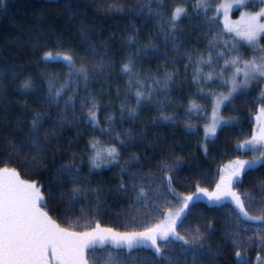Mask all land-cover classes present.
Returning a JSON list of instances; mask_svg holds the SVG:
<instances>
[{
  "label": "trees",
  "instance_id": "16d2710c",
  "mask_svg": "<svg viewBox=\"0 0 264 264\" xmlns=\"http://www.w3.org/2000/svg\"><path fill=\"white\" fill-rule=\"evenodd\" d=\"M220 1L213 0L212 7ZM136 3L137 0H4V4L0 5V168H15L21 179L39 181L45 194L49 191V184L57 179L56 170L62 165L71 164L73 168H80L81 179L88 177L85 187L94 191L81 192L78 202H74L73 211L67 213V216L61 211L67 204L60 205L58 201L53 200L49 201L48 207L45 208L52 219L70 231L90 230L99 223L101 228H111L114 232L124 233L136 232L132 229L135 226L149 225L155 220L154 215L146 217L143 208L134 202L136 192L132 185L128 184L126 190L120 189L119 186L122 182L129 181L132 174L137 172L158 179L166 176L168 170L159 167L162 160L171 164H177L179 160L178 175L173 186L178 194L189 195L195 191L196 185L213 190L221 167L232 160L247 159L250 156L249 152L238 151L235 146L251 137L253 117L258 103L250 102L243 95L232 103H227L221 110L222 119H231L234 123L224 124L213 140L204 141L202 127L210 112L212 97L203 99L199 88H203L204 93L214 91L217 94L225 92L226 88L217 87L219 81L217 84H211V87L193 84L194 68L188 69L187 76L184 74L183 66L188 62V55H191L193 60L201 54L207 58L208 39L222 30L220 22L218 21V27L209 31L206 25H200L197 17L189 12L188 17L183 18L175 29L177 35L185 38L184 46L177 52L170 45L166 46L164 30L158 27V20L147 16L150 7L156 8L154 0L151 4H144V15H128L129 9H135ZM189 3L194 4L195 0H189ZM109 4L123 6L124 14H106L101 10V6L107 7ZM175 6L183 5L180 0H176ZM246 8H249V5ZM208 15L211 16L209 13ZM169 19L170 14L164 17L165 28L168 27ZM191 26H195V30H191ZM81 29H84L83 33ZM133 32L136 33L137 42L133 48H126L128 36ZM224 39L229 40L226 34L219 42L222 44ZM89 45H95L102 55L94 58L85 56ZM146 45L158 49L159 55L154 56L151 52L137 53L136 71L143 69L140 73L142 82L148 87H154L147 73L158 67L160 74L153 73L157 79L163 78L164 71L178 70L180 75L169 96L150 97L137 107V118L131 119L126 114L127 108L124 109L125 115L121 116V104L127 102L129 108L136 107L134 93L137 89L133 87L129 90L126 87L129 77L121 72V68L130 53L137 52V49ZM244 51L243 49L241 54L246 59ZM45 53L73 55L75 65L87 66L94 76L87 86L83 81L79 84L74 100L75 108H67L68 114L63 117V124H57L55 121L62 118L61 113L66 110L64 100L73 95L76 86L70 89V93L68 90L64 91L56 103L49 102L48 80L54 77L55 88L58 89L66 79V67L60 62L44 61L42 57ZM165 54L169 58L177 56L180 62L163 67ZM104 60L108 63L101 72L98 66ZM222 62L223 60L220 64ZM214 68L218 72L219 67ZM203 70L205 73L213 71L208 67ZM132 79L135 80V76ZM26 80L32 82L29 89L22 88ZM257 90H250L253 99L257 97ZM86 91L96 97L97 106L100 107V127H106L107 118L114 119L115 126L107 135L94 131L90 126L73 118H87V112L81 109L79 99ZM157 101L166 104L171 102V107L162 111ZM193 101L204 111L197 114V110L193 109L191 115H186ZM40 111L43 112V127L39 129V138L47 152L41 156L42 163L36 166L25 163V158L32 149L25 148L22 152H16L12 150V144H19L22 139L31 135L33 114ZM173 114L176 115L171 121H157L155 125L152 123L154 118ZM51 130H55L59 135L53 138ZM123 132H130L131 138L125 145L118 147L120 163L92 169L89 173V156L95 150L87 148L86 145L96 140L101 149L115 146L112 138ZM205 148L207 152L204 151ZM103 155L106 156L107 153L104 152ZM133 156L139 157V160L132 161ZM242 179L243 184L238 186L239 190L252 192L259 202L256 186L264 180V166L258 165L255 171L244 175ZM146 182V179L136 178L137 186L146 185ZM51 186L70 194L74 185L64 180L62 184L52 183ZM203 199L197 203L195 211L188 217V222L182 229L186 231L189 226L195 227L199 224L201 231H204L211 222L214 231L208 247L213 254L217 250L220 253L212 264H234V249L226 242L228 238L225 236L226 232L234 230L226 226L229 212L226 208L210 209ZM160 204L163 206L164 201L161 200ZM81 208H84L86 213L83 219L76 223L75 218L81 215ZM166 209L164 207L163 212ZM245 223L251 224L249 235L255 233V223ZM184 247L188 248V252L181 257V264H197L200 256L193 255L194 250L190 246ZM208 247L204 251H208ZM244 247L245 259L250 261V264H254L256 259L258 262L263 261L261 255L264 250L260 247L252 246L246 238ZM127 255L133 257L131 264H163L150 245L134 249L131 254L124 250L123 258Z\"/></svg>",
  "mask_w": 264,
  "mask_h": 264
},
{
  "label": "snow or ice",
  "instance_id": "6c2138e0",
  "mask_svg": "<svg viewBox=\"0 0 264 264\" xmlns=\"http://www.w3.org/2000/svg\"><path fill=\"white\" fill-rule=\"evenodd\" d=\"M152 2L153 0H137L135 9H129L128 15H144V4H151ZM154 2L156 8L150 7L147 16L158 20V27L164 30L166 46L170 45L177 52L184 46L185 38L177 35L175 29L179 27L183 18L188 17L189 12L197 17L200 25H206L209 31L218 27L219 15L221 13L224 15L223 29L210 39L205 37L208 39L207 58L201 54L193 60L192 56L188 55V62L183 66L185 76H187L189 68L195 69L192 72L193 84L211 87V84H217L219 81L217 87L226 88L227 91V94L222 92L217 95L214 91L204 93L203 88H199L203 99L214 97L211 123L204 129L205 139L209 136H215L217 128L221 124L234 123L231 119L222 120L218 115L221 105L232 103L240 95L245 96L252 103L264 105V88H261L260 95L255 99L250 95V89L254 84L257 87L264 85V46L260 44L261 39H264V8L255 13H243L240 20L235 23L229 22L228 19V13L234 6L245 7L255 3L264 5V0H232V3L221 4L215 9L212 8L211 0H195L194 4H190L189 0H180L183 6H175L176 0H154ZM3 4L4 0H0V5ZM101 10L106 14L116 12L124 14L125 11L123 6L116 7L115 4H109L107 7L101 6ZM209 12H214V14L209 16ZM169 14L168 27L165 28L164 17ZM191 30H195V26H191ZM81 31L83 33L84 29ZM225 33L231 34V40L224 39L221 44L219 41ZM240 41H243L244 44H240ZM136 42V33L133 32L128 36L125 47L133 48ZM244 45L251 49V58L245 59L240 53L239 48ZM217 49L220 50L217 51ZM148 52L154 56L159 55L158 49L146 45L144 48L137 49V52L130 53L121 68V72L129 77L126 87L129 90L133 87L137 89L134 93L136 107L129 108L127 102H122L121 116L125 115L124 109L127 108V116L136 119L137 107L144 104L152 96H169L172 88L176 86V80L180 75L179 71H164L163 78L157 79L153 73L159 75V67L147 73V77L152 80L154 87H148L145 82H142L140 73L143 72V69H140V72L136 71L135 57L137 53ZM100 55L102 54L95 45H89L85 51V56L88 58ZM42 59L44 61L62 62L69 71L68 77L58 89L55 88L54 77L48 80L47 97L50 103H56L64 91L76 86L73 95L64 100L66 110L61 113L62 118L55 121L57 124H63V117L68 114L67 108H75L74 100L78 93L79 84L83 81L84 85L87 86L90 80L94 79V76L87 66L77 67L73 55L65 54L54 57L51 53H45ZM221 60H223L222 65L220 64ZM164 61L163 67L176 65L180 62L177 56L174 55L169 58L167 54L164 55ZM107 63V60L102 61L98 69L102 72ZM214 66L219 67L218 72L215 71ZM204 67L211 68L213 71L205 73ZM134 76L135 80L132 79ZM31 87L32 82L30 80H26L22 85L23 89ZM79 99L81 109L87 112V118H73L90 126L94 131L107 135L115 126L114 119L107 118L106 127L101 128L98 119L100 107L97 106L96 97L91 92L86 91L83 96H79ZM156 103L159 104L162 111L171 107V102L166 104L163 101H157ZM193 109L197 110V114L204 111L193 101L190 103L186 115H191ZM42 115V111L34 113L31 122V135L22 139L19 144H12V150L16 152H22L25 148L32 149L33 151L25 158V163L36 166L42 163L41 156L47 152V148L39 138V129L43 127ZM175 115L159 116L154 118L152 123L155 125L157 121H171ZM256 121L257 127L253 129L251 138L238 143L235 147L243 153L251 151L253 153L258 152L259 155H254L250 160H232L221 167L219 179L212 191L196 185L195 191L191 194H178L173 185L178 175L179 160L177 164H171L167 160L160 162L159 167L168 170V174L162 178L149 177L142 172H137L132 174L129 181L122 182L119 186L122 190H126L128 184L132 185L136 192L134 202L143 208L146 217L153 214L163 216L159 223L147 227L141 232L118 233L111 228H101L99 223L90 230L70 231L68 228L61 227L49 216L48 211H45L49 201H58L60 205L67 204V207L61 209L67 216V213L73 211L74 202H78L81 192L94 191V189L85 187L88 183V177L81 179V169L78 167L73 168L71 164H66L58 168L55 173L57 179L49 184L47 194L42 191L43 185L39 181L21 179L15 168H0V264H100L97 255L98 250H103L106 253L104 264H131L133 260L131 255L122 259L121 255L123 254L112 252L110 248L125 249L128 254H131L134 249L149 245L154 250L155 255L164 260L165 264H181L176 253L178 251L180 254H186L188 248L184 246H190L194 250L193 255L200 256L197 264H212L220 255L219 250L213 254L208 247L209 239L214 231L212 223L209 222L204 231H201L199 224L195 227L189 226L183 234L179 231V229L184 228L188 222V217L195 211L197 203L204 197H207L210 209L226 208L229 212L226 226H230L234 230L226 232L225 236L228 238L226 242L234 249V264H250L244 255L246 251V247H244L245 238L252 246L264 250V180H261L256 186L259 202H257L255 194L248 190L241 191L238 186H242L244 175L255 171L258 165L264 166V107L259 109ZM189 127L192 126L189 125ZM51 132L53 138L59 135L55 130H51ZM130 138V132L117 133L112 138V143L115 146L106 149L99 148L98 141H90L86 147L95 151L89 156L91 165L89 173L92 169H99L102 166L118 165L120 163L118 147L125 145ZM204 151L207 152V148ZM104 152L107 153L106 156L103 155ZM137 160L139 157H132V161ZM137 177L148 180V185L137 186ZM64 180H68L74 185L70 189V194L60 192L51 186L52 183L62 184ZM153 186H155L154 191ZM161 200L164 201L163 206L160 204ZM98 201L99 198L97 197V203ZM173 205L176 206L173 207ZM254 205L257 213L255 215L250 214ZM164 207L168 209L167 212H163ZM80 212L81 215L75 218L76 223L83 219L86 210L81 208ZM245 222L259 223L261 232L249 235L251 224ZM145 241L148 244H144ZM175 242H182V244ZM108 245L110 248L106 247ZM206 247H208V251H204Z\"/></svg>",
  "mask_w": 264,
  "mask_h": 264
},
{
  "label": "rangeland",
  "instance_id": "374dc122",
  "mask_svg": "<svg viewBox=\"0 0 264 264\" xmlns=\"http://www.w3.org/2000/svg\"><path fill=\"white\" fill-rule=\"evenodd\" d=\"M211 2L213 3V0H211ZM224 3H232V0H221L220 2H218L217 4H215V5H213V9H215L216 7H218L219 5H221V4H224ZM247 6H245V7H238V6H234L233 8H232V10L228 13V19H229V22H231V23H235L236 21H238V20H240V18H241V15L243 14V13H255V12H258V11H260L262 8H264V5H262V4H260V3H255V4H250L249 5V8H246ZM209 14H211V15H213L214 14V12H209ZM219 22H220V25H221V28L223 29V27H224V15L221 13L220 15H219ZM226 35H227V37L229 38V40H231V34H228V33H225ZM240 44H244V42L243 41H240ZM260 44H261V46H264V39H261V41H260ZM245 50L244 51V55L246 56V59H248V58H251V55H252V51H251V49H248L247 48V46L246 45H244L243 47H240L239 48V51H240V53H241V51L242 50ZM63 56V55H65V54H52V56ZM234 55H235V53H234ZM52 62H57V61H52ZM60 63H62V62H60ZM223 64V62L221 63V65ZM218 71H219V69H218ZM65 75H66V78L68 77V75H69V71H68V69L67 68H65ZM252 88H257L258 90H257V97L260 95V90H261V88H264V85H260L259 87H257V86H255V84L253 85V87ZM251 88V89H252ZM250 89V90H251ZM68 92L70 93V92H72V90H70V89H68ZM73 93V92H72ZM224 94H227V91H225V92H223ZM220 94V93H219ZM219 94H217V95H219ZM213 101H214V97H212L211 99H210V112L208 113V116H207V120H206V123H205V125L202 127L203 129H202V136H203V139H204V141H211V140H213L215 137H216V135H217V132L219 131V129L224 125V124H221L218 128H217V132H216V135L215 136H209L207 139H205V132H204V129H205V127L208 125V124H210L211 123V119H212V103H213ZM227 104V103H226ZM226 104H224V105H221V107H220V111H219V113H218V115L221 117V119H222V116H221V110H222V108H223V106H225ZM261 107H264V105H261V104H257V111H256V114L254 115V117H253V129H255L256 127H257V121H256V117H257V115H258V113H259V109L261 108ZM223 120V119H222ZM253 132V131H252ZM251 137H249L248 139H250ZM205 145V144H204ZM247 152H249L250 153V156H249V158H247V159H242V160H250V159H252V157L254 156V155H259V153L257 152V153H253V152H251V151H247ZM230 163V162H229ZM148 183H149V181L147 180V182H146V185H148ZM155 190V186H153V191ZM209 191H212V190H209ZM205 199V200H204ZM204 201L205 202H207V204H208V201H207V197H204ZM258 202V201H257ZM176 205H173V207H175ZM167 210L168 209H166L164 212H167ZM250 214H253V215H255V214H257L256 213V206L254 205L253 206V209H252V211H251V213ZM154 215V218L153 219H155V220H152V222L149 224V225H140V226H135V227H132V229L134 230V231H136V232H141L140 230H144L145 228H147L148 226H150L153 222H155V221H158V222H155L154 224H156V223H159L160 222V220L163 218V216L162 215H155V214H153ZM161 216V217H160ZM153 224V225H154ZM152 225V226H153ZM254 230H255V233H260L261 232V225L259 224V223H255L254 224ZM144 228V229H143ZM179 231H181V233L183 234L185 231L183 230V229H179ZM129 232H132V231H129ZM161 243H163V242H161ZM175 243H177V244H182V242H175ZM144 244H148V242L147 241H145L144 242ZM106 247H109L110 248V245H108V246H106ZM110 250L112 251V252H115V253H121V254H123V251L125 250V249H111L110 248ZM127 251V250H126ZM260 253V252H259ZM177 256H178V259H179V261H181V257L183 256V254L181 255L178 251H177ZM97 255H98V257H99V260H100V264H104V260H105V258H106V253L103 251V250H100V251H98L97 252ZM261 256H263V257H261V258H263V261H261V262H258V260L256 261H254V264H263V262H264V254L263 255H261ZM121 258L122 259H124L123 258V255H121ZM160 258V257H159ZM261 258H260V260H261ZM163 261V264H165V262H164V260H162ZM258 262V263H257Z\"/></svg>",
  "mask_w": 264,
  "mask_h": 264
},
{
  "label": "bare ground",
  "instance_id": "6f19581e",
  "mask_svg": "<svg viewBox=\"0 0 264 264\" xmlns=\"http://www.w3.org/2000/svg\"><path fill=\"white\" fill-rule=\"evenodd\" d=\"M154 28V27H153ZM156 28V27H155ZM42 74V73H41Z\"/></svg>",
  "mask_w": 264,
  "mask_h": 264
}]
</instances>
